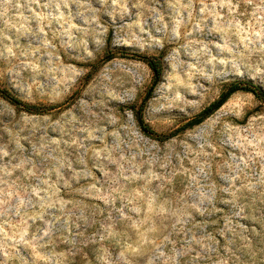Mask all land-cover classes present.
<instances>
[{
  "label": "rangeland",
  "instance_id": "obj_1",
  "mask_svg": "<svg viewBox=\"0 0 264 264\" xmlns=\"http://www.w3.org/2000/svg\"><path fill=\"white\" fill-rule=\"evenodd\" d=\"M161 59L151 96L150 67ZM264 0H0V264H264ZM146 99V100H145Z\"/></svg>",
  "mask_w": 264,
  "mask_h": 264
},
{
  "label": "trees",
  "instance_id": "obj_2",
  "mask_svg": "<svg viewBox=\"0 0 264 264\" xmlns=\"http://www.w3.org/2000/svg\"><path fill=\"white\" fill-rule=\"evenodd\" d=\"M139 57L147 63V65L152 70L153 74V81L151 86L149 87L146 99H148L151 96V93L155 86L160 81L162 72H163V66L162 61L160 58L155 56H149V55H142L140 54ZM236 91H247L250 92L256 97V99L260 102L263 111H264V90L257 84L252 83L248 80H233L230 81L226 87L221 91V93L218 95L217 98H215L213 101H211L208 105L203 107L196 115H194L191 119L186 121L183 125H181L180 128L175 129L174 131H171L169 133H156L153 131V129L144 121L143 119V109H144V103L139 104V106L136 108L133 106L132 112L135 116L136 122L140 128V130L145 133L146 135L157 139V140H166L174 135L177 134L179 130H184L186 128H190L196 124L201 123L205 118H207L209 115H211L215 110H217L234 92ZM0 94L7 99L11 104L15 105L17 108H20L24 111L29 112H38L39 109L36 108L35 105H32L30 103H27L25 101H22L18 99L17 97L13 96L9 91H6L5 89L0 88ZM145 99V100H146Z\"/></svg>",
  "mask_w": 264,
  "mask_h": 264
}]
</instances>
